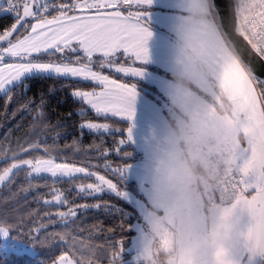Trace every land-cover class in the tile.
<instances>
[{"label":"snow or ice","instance_id":"6c2138e0","mask_svg":"<svg viewBox=\"0 0 264 264\" xmlns=\"http://www.w3.org/2000/svg\"><path fill=\"white\" fill-rule=\"evenodd\" d=\"M133 7L135 11L131 10ZM149 7L153 10L149 11ZM177 8H185L184 0H0V16H11L14 21L0 31V93H5L10 101L8 94L17 87H23L24 81L29 78L74 79L92 83L94 87L91 90L71 91L73 99L83 105L78 115L91 111L98 117H118L127 123L126 138L118 141L120 147L115 151L121 160L139 159L136 151L140 139L136 134L137 124L141 122L143 128L157 124L161 120L160 105L163 100L160 94L163 81L161 77L149 73L148 65L156 62L167 66L170 53L167 28L174 21ZM215 8L225 37L235 47L241 60L235 74L226 77L225 88L230 98L234 102L239 101L242 108L251 105L254 109H264V81L252 71V61H246L240 53L242 38L261 58V67L264 68V19L254 18L248 27L237 31L228 14L229 0L223 4L215 3ZM259 15L264 17V13ZM155 25L162 29L159 38L153 30ZM124 57L134 58V63L139 62L141 66L126 67L120 64L119 60ZM104 69H114L116 73L135 78L138 82L150 79L151 83L145 85L148 89L145 93L147 99L141 102L137 82H120L104 74ZM149 91L154 95H149ZM32 106H35V101ZM39 113L37 119L42 116L43 108ZM80 129L93 133L109 132L110 126L108 123L89 121L81 123ZM260 132L264 134V128ZM129 147L132 148L131 152L127 150ZM18 149L9 146L5 150L0 146V152H5L0 164H10L0 174V182L10 179L11 174L22 169L33 178L47 174L65 183L77 178L95 181L74 186L67 194H57L53 189L52 199H45L43 203L58 206L60 210L45 213L35 228L36 232L44 231L45 221L54 219L58 221L56 227L62 224L63 228L68 229L76 224L78 209L89 206L84 204L76 209L64 210L71 191L96 196L106 188L126 205V209L121 211L128 220L127 245L123 238L109 244L105 250L106 255L110 253L108 264H139L136 253L137 242L143 234L141 220L148 219L143 202L145 189L140 165H106L107 171L116 179L114 183L106 175L92 171L89 167L59 160L52 155L54 149L49 147L18 143ZM255 149V138L246 141L240 148L238 165H249ZM33 152L41 155H32ZM101 154L106 156L105 153ZM25 155L30 158H22ZM93 207L101 208L102 205ZM34 222L35 217L30 223L23 218L16 221L0 215V236L8 237L13 225L17 231L24 230L32 235ZM121 230H124L123 226ZM79 235L78 231H74L59 236L56 247L63 245L66 250L58 258L53 256L51 264H84L81 259L70 258L67 251L69 247L75 248ZM80 243L83 245V238ZM235 259L237 264H264V259L245 249H239Z\"/></svg>","mask_w":264,"mask_h":264},{"label":"clouds","instance_id":"9594fccd","mask_svg":"<svg viewBox=\"0 0 264 264\" xmlns=\"http://www.w3.org/2000/svg\"><path fill=\"white\" fill-rule=\"evenodd\" d=\"M184 4L167 28L170 53L160 90L167 134L152 169L154 199L170 198V209L163 217L152 212L146 221L139 264H236L240 248L264 256V211L206 201L231 173L244 127L253 125L225 88L241 60L213 16L214 0ZM262 4L244 0L243 8L254 13ZM254 212V222L238 231L243 214Z\"/></svg>","mask_w":264,"mask_h":264},{"label":"trees","instance_id":"16d2710c","mask_svg":"<svg viewBox=\"0 0 264 264\" xmlns=\"http://www.w3.org/2000/svg\"><path fill=\"white\" fill-rule=\"evenodd\" d=\"M61 2V0H58ZM216 19V16L213 12ZM13 19L0 17V31L8 28ZM119 63L134 64L130 58L124 57ZM159 73L164 72L154 67H148ZM104 74L113 79L124 83H138L140 91L146 93L145 87L148 83L138 82L135 78L126 77L116 72L104 69ZM94 87L92 83L80 82L77 80H62L58 78H29L24 81L23 87H17L8 95L0 94V146L5 150L10 146L12 149H18L19 145H38L40 148L49 147L54 149L52 155L59 160L67 161L79 166L89 167L106 178L116 182L111 172L107 171L106 165H123L124 163H135L142 156L139 153V159H128L126 161L119 159L115 149L120 147L118 141L126 138L127 123L113 117L96 116L91 111H86L83 115H78L82 104L76 102L71 96L74 89L91 90ZM259 92V88H257ZM149 95H154L149 91ZM35 101V106L32 102ZM43 108L40 119L39 110ZM108 123L109 132L93 133L85 129L81 131L80 124L84 122ZM123 129L124 131H119ZM128 151H132L129 147ZM101 153H105L102 155ZM11 155V153H7ZM32 155L39 156L41 153L33 152ZM5 156V152H0V159ZM22 158H30L25 155ZM10 164H0V174ZM95 182L93 180L75 179L65 183L64 180H56L48 176L29 177L26 170L12 174L10 179L0 186V215H6L12 220H23L32 223L35 217L32 235L24 230L17 231L15 226L11 227L10 235L16 240H21L31 244L35 253L29 255L26 253L3 252L0 249V264H51L53 256L56 258L64 254L63 245L56 247L59 236L66 233L78 231L75 248L67 249L69 256L75 259L83 260L84 264H108L110 253L106 255L107 246L114 241L124 239L125 246L128 239V220L124 217L123 211L126 205L114 194L103 192L96 196H88L86 193L71 191L68 197L67 208L76 209L79 205L87 204L88 208L80 207L78 209V219L76 224L68 229L56 227L57 220L51 222L45 221L46 229L36 232L45 213H55L60 210L59 207L45 205V199H52V191L57 194H67L74 186L80 184ZM96 204L102 205L101 208L93 207ZM130 210V209H127ZM134 222V221H133ZM142 222V220H141ZM123 226V231L121 230ZM38 236L39 238H34ZM55 238V239H53ZM83 238V245L80 241Z\"/></svg>","mask_w":264,"mask_h":264},{"label":"crops","instance_id":"0c3cea01","mask_svg":"<svg viewBox=\"0 0 264 264\" xmlns=\"http://www.w3.org/2000/svg\"><path fill=\"white\" fill-rule=\"evenodd\" d=\"M184 9H186V5ZM131 10L135 11L136 9L135 7H133ZM148 10L152 11L153 8L149 7ZM215 20L217 22V19ZM153 30L156 33L157 38H159L160 31H162L159 25H155ZM154 57H155V50H154ZM130 59L134 62V58H130ZM135 63L138 65L136 66L134 64H124V63H120V64L129 67L141 66L139 62H135ZM151 66L156 69H159L162 72H164L163 70L167 67L156 62H153L152 64L148 65V67ZM148 71L152 76L162 77L164 75L149 68ZM117 74L124 76L123 74L120 73ZM144 81L147 82L148 84L151 83L150 79H145ZM146 99L147 97L145 93L141 91V102L143 103V101ZM234 103L242 112L250 113L249 119L253 121V125L251 127L245 126L243 129V133L239 136V148L237 150V156H236V167L246 176L249 186V193L247 197L243 199L221 206L246 205L247 208L249 209L264 211V134H261L260 132V130L264 128V109H254L251 105H249L247 108H242L239 101H236ZM160 107H161V113H160L161 120L157 124H155L153 127L143 128L142 123L138 122L136 129V134L138 137H140L137 150L140 153H145V155L150 157V162L147 164L145 163L143 157L139 161L134 163L141 166L140 175L143 181V188L145 189L143 202L145 205V210L147 212L148 218L152 212H155L160 217L165 216L170 209V203H171L170 198H162L158 203L154 199L152 187H151L152 179L154 177V173L152 171L154 167V162L155 159L159 157L160 149L162 146V139L167 134L166 120L164 116V111L167 108V105L163 100L161 102ZM115 118L120 119L118 117ZM252 138H255L256 140V149L254 155L252 156V162L247 166L241 167L238 165L240 148L243 144H245L246 141ZM256 214L258 213L254 212L252 215H249L248 213H244L238 225L237 230L238 231L246 230L249 227V225H251L254 222V216ZM141 224L143 223L141 222ZM249 235H253V233L250 232ZM255 235H257L258 237L259 234L256 233ZM240 249H244V248H240ZM260 257L264 259V256H260Z\"/></svg>","mask_w":264,"mask_h":264},{"label":"built area","instance_id":"2783aa9c","mask_svg":"<svg viewBox=\"0 0 264 264\" xmlns=\"http://www.w3.org/2000/svg\"><path fill=\"white\" fill-rule=\"evenodd\" d=\"M238 15L243 26V29L248 27L249 22L254 18L257 20L264 19L259 14L264 13V4L259 5L254 13H245L243 8L244 0H240L237 4ZM12 19L11 16H0ZM249 193V186L246 176L237 169L236 162L233 166L231 173L225 178L224 182L218 185L209 193L210 199L206 203L215 204L217 206L226 205L247 197Z\"/></svg>","mask_w":264,"mask_h":264},{"label":"water","instance_id":"95a60500","mask_svg":"<svg viewBox=\"0 0 264 264\" xmlns=\"http://www.w3.org/2000/svg\"><path fill=\"white\" fill-rule=\"evenodd\" d=\"M214 3L223 4L225 3V0H214ZM216 12H217V9L215 8L214 14ZM228 14L231 17L233 27L237 31L243 29V26L241 24V21L238 15L237 5L235 3V0H229ZM216 19H217L218 24H220L219 17L216 16ZM240 53L246 61L247 60L252 61V71L257 76H259L262 81H264V68L261 67V63H262L261 58L253 50H251L249 46L245 44L242 38H240Z\"/></svg>","mask_w":264,"mask_h":264},{"label":"rangeland","instance_id":"374dc122","mask_svg":"<svg viewBox=\"0 0 264 264\" xmlns=\"http://www.w3.org/2000/svg\"><path fill=\"white\" fill-rule=\"evenodd\" d=\"M126 67H129V66H126ZM0 94H4V93H0ZM1 174H3V171L1 172ZM11 175H10V177H11ZM44 176H48V175L47 174H44ZM48 177H50V176H48ZM8 180L9 179H7V180H5L3 182H0V186L2 184H4L6 181H8ZM105 192H109V191L105 188ZM109 193H111V192H109ZM146 214H147V212H146ZM147 220H143L142 219V223H143L142 224L143 233L146 230V221ZM139 244H140V238H139V240L137 242V253L136 254H138ZM0 249L3 252L26 253V254H29V255H33L35 253V249H34V247L31 244L25 243V242H23L21 240H16L15 238L11 237L10 231H9L8 237L0 236Z\"/></svg>","mask_w":264,"mask_h":264}]
</instances>
